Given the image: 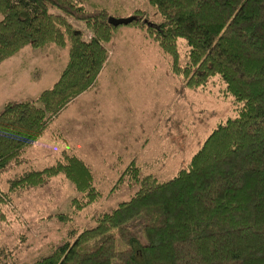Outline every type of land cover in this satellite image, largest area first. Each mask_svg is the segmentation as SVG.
<instances>
[{
  "label": "trees",
  "instance_id": "1",
  "mask_svg": "<svg viewBox=\"0 0 264 264\" xmlns=\"http://www.w3.org/2000/svg\"><path fill=\"white\" fill-rule=\"evenodd\" d=\"M146 1L159 20L135 10L127 24L146 29L185 86L217 78L221 93L231 97L232 115L166 180L139 176L130 160L120 175L136 189L28 264H264V0ZM109 16L91 0H0V60L24 45L51 42L67 51L57 78L34 101L10 100L0 108V171L20 160L49 118L93 85L114 27ZM179 43L186 47L182 64ZM59 155L7 180L8 190L61 173L80 193L70 199L73 208L94 200L88 166L71 153Z\"/></svg>",
  "mask_w": 264,
  "mask_h": 264
},
{
  "label": "rangeland",
  "instance_id": "2",
  "mask_svg": "<svg viewBox=\"0 0 264 264\" xmlns=\"http://www.w3.org/2000/svg\"><path fill=\"white\" fill-rule=\"evenodd\" d=\"M91 1L114 17H128L138 10L151 21L159 20L146 0ZM66 20L83 29L80 22ZM103 45L106 58L94 85L49 118L36 139L23 148L20 160L0 171V264L30 263L69 230L90 227L97 214L126 199L137 187L126 179L128 175H120L130 160L138 166L139 176L168 179L185 166L210 129L232 115L231 97L221 93L217 78L203 87L185 86L144 27L114 25ZM185 49L179 43L180 64ZM66 59V46L50 42L39 48L24 45L0 60V108L10 100L34 101L57 78ZM61 151L88 166L98 191L94 200L73 208L70 199L80 193L61 173L8 190L7 180L53 164ZM56 213L69 218L61 221Z\"/></svg>",
  "mask_w": 264,
  "mask_h": 264
},
{
  "label": "water",
  "instance_id": "3",
  "mask_svg": "<svg viewBox=\"0 0 264 264\" xmlns=\"http://www.w3.org/2000/svg\"><path fill=\"white\" fill-rule=\"evenodd\" d=\"M130 19H131L130 17H112V16H109V17H107V22L112 24V25H117V24L127 23Z\"/></svg>",
  "mask_w": 264,
  "mask_h": 264
},
{
  "label": "crops",
  "instance_id": "4",
  "mask_svg": "<svg viewBox=\"0 0 264 264\" xmlns=\"http://www.w3.org/2000/svg\"><path fill=\"white\" fill-rule=\"evenodd\" d=\"M20 48H21V47H20ZM24 65H25V63H24ZM94 83H95V81H94ZM94 83H93V85H94ZM93 85H92V86H93ZM92 86H90L89 88H91ZM89 88H87V89H89ZM85 90H86V89H85ZM83 91H84V90H83ZM80 93H81V92H80ZM80 93H78V94H80ZM78 94H77V95H78Z\"/></svg>",
  "mask_w": 264,
  "mask_h": 264
}]
</instances>
